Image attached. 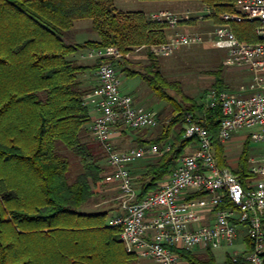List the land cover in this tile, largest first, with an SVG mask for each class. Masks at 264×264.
<instances>
[{"label":"trees","instance_id":"1","mask_svg":"<svg viewBox=\"0 0 264 264\" xmlns=\"http://www.w3.org/2000/svg\"><path fill=\"white\" fill-rule=\"evenodd\" d=\"M197 1L215 17L234 12L237 2ZM80 20H91L90 31L98 35L97 40L74 41V25ZM165 30V24L151 21L144 11H118L114 0H0V264L137 261L135 254L125 249L121 229L106 223L107 212L82 211L85 204L97 197L105 179L97 149L103 150L90 134L91 115L83 104L94 87H85L81 79L95 70L98 63L80 64L76 55L82 50L113 46L124 54H132L138 47L163 43ZM234 30L240 40L257 41L253 23L236 24ZM148 57V63L142 65L143 73L126 67L128 57L122 59V70L131 76L139 75L158 99L172 102L164 91L167 82L159 73L157 59L150 52ZM215 88L225 89L220 77ZM175 111L181 114L147 143L160 146L174 125L185 124L184 114L202 115L204 107L193 103L183 109L176 105ZM220 119L219 110H214L205 125L213 135L216 157L222 167V146L217 139ZM183 133L184 126L170 151L147 165L140 198L171 175L176 159L193 142L183 138ZM88 135L97 146L86 139ZM247 142L235 172L244 184L255 177L248 171ZM62 148L79 158L81 171L73 179L71 160L61 152ZM14 166L18 175L22 168L30 174V191H19V180L15 188L8 185L3 169L13 174ZM66 221L73 225L64 226ZM179 253L193 264H216L210 250L201 263L191 253ZM224 264L244 263L228 257Z\"/></svg>","mask_w":264,"mask_h":264},{"label":"built area","instance_id":"2","mask_svg":"<svg viewBox=\"0 0 264 264\" xmlns=\"http://www.w3.org/2000/svg\"><path fill=\"white\" fill-rule=\"evenodd\" d=\"M148 17L165 24L170 35L163 43L144 45L133 53L147 50L164 57L185 46L211 44L225 52V67L247 70L251 81L238 93L215 87L206 91L202 115H184L183 138L193 139L196 149L176 159L171 175L159 182L155 192L140 198L129 166L140 159L162 156L172 144L117 148L115 140L126 130L157 128L158 115L120 90L116 64L131 53L113 46L88 49L80 55L98 62L97 85L83 104L91 115L90 134L111 168L105 181L116 183L120 193L119 213L109 225L121 229L120 239L128 252L154 264H185L181 251L232 246L240 228H245L250 247L241 260L264 264V152L263 163L253 164L250 159L248 167L250 174L261 179L244 184L239 175L219 166L213 135L205 125L206 118L218 109L217 139L221 144L247 130L244 140L264 148V0H237L234 12L216 17L207 8L184 13L158 11ZM194 22L211 28L190 29ZM244 22L253 23L256 42L237 37L234 25Z\"/></svg>","mask_w":264,"mask_h":264},{"label":"rangeland","instance_id":"3","mask_svg":"<svg viewBox=\"0 0 264 264\" xmlns=\"http://www.w3.org/2000/svg\"><path fill=\"white\" fill-rule=\"evenodd\" d=\"M114 6L118 11H144L145 9H148V12H145L148 15L150 13L158 11H171L174 13H184L187 11L197 12L198 10H202L205 7L202 3L197 0L155 2H142L140 0H114ZM75 24L77 25V30L75 31L77 40L84 43L86 41L95 40L98 38V35L96 33L90 31V28L92 26L91 20H80ZM210 28L211 27H209L207 24L197 22H194L193 24L191 23L190 27V29L198 31H205ZM169 33V31L165 30V40L170 35ZM85 52L86 50H82L77 53V61L83 65H95V60L84 59L80 57V54H83ZM148 53L149 51L142 50L140 52H134L132 54H129V63L126 65V67L130 71L143 73L144 70L142 69V65L148 63ZM154 57L158 61L159 73L161 74L162 78L167 82L164 91L173 99L172 102L158 99L139 75L131 76L127 72L123 71L122 69L124 66V62L122 60L118 61L116 64V68L120 75L119 80L121 92L124 94H139L141 97V105L148 109L151 108L154 111L157 110L160 119V124L155 129H148L145 131V135L147 136L148 140L157 138L161 134L163 129L172 121V119L181 114L180 111H175L176 105L180 106L183 109H186L193 103H195L197 106L203 105L206 91L216 86L218 77L222 79V87L231 91L232 93L240 92L241 89L245 88L251 81V75L247 70L234 67H225L223 65L226 58L225 52L214 48L211 44L185 46L175 50L168 56ZM96 70L97 68L95 70L87 72L81 77V79L84 81L83 83L85 87L90 88L94 85V83H97ZM196 115L197 117L199 116L198 114ZM183 126V122L174 125L168 139L162 144H160V147H163V145H165L166 143L173 144L175 138L179 135ZM248 132L249 131L247 130L242 131L238 135H235L230 142L226 144H220L222 146L221 158L224 160V165L222 167L220 166L221 168H229L234 173L238 170L245 146L248 145L247 140L249 139L244 140V135H246ZM135 135L136 134L132 133L130 138H128V140H125L122 145L132 147L143 146L144 144L142 143H136V141L134 140L136 138ZM240 136H243L244 138H241ZM86 139L91 143L95 144L89 135ZM143 139H146V137H144ZM249 145L250 147L248 146V165H252L250 159H254L253 164L259 162L263 163V145L250 143V141ZM194 149H196L195 141H193L192 143H190V145L184 148L182 156L191 153ZM97 151L98 153H100V165L105 166L106 156L104 155V152L101 151L99 148L97 149ZM61 152L66 154L71 160L72 168H70V178L73 179L81 171V166L79 165V158L73 156V154L69 150H65L62 148ZM4 168L6 167L4 166ZM12 172L13 174H11L10 172L8 173L7 170L3 169V174H6L4 175V178H6L5 176L8 177L6 178L8 179V185H12L15 188L19 180V186H21L19 191H30V174L25 172V169L22 168L21 170H19L18 175L15 166ZM143 178L144 176L142 178H135V182L138 187V183L141 185V181ZM254 179H261V177L255 176L251 179V181ZM157 188L158 185L156 188L150 190L148 194L155 192ZM108 192V194L111 193V195L113 192L117 193L118 196L120 194L116 187L114 191ZM100 196H98L99 201H102V198L104 197L100 198ZM94 199L93 201L91 200L90 202L85 204L82 207V211H105L108 214V216L106 217V223L109 224V220L119 213L118 201L108 200L105 198V201H102L99 206L95 207L93 204V202L95 201ZM63 225L68 227L72 226L73 223L66 221ZM242 249L243 248L241 242L233 246H225L224 248L215 250L214 252L217 257V261L219 263H223L227 254H229L230 256L241 254V257L244 258L246 251L242 253ZM242 262L244 264H247L245 260H243Z\"/></svg>","mask_w":264,"mask_h":264},{"label":"crops","instance_id":"4","mask_svg":"<svg viewBox=\"0 0 264 264\" xmlns=\"http://www.w3.org/2000/svg\"><path fill=\"white\" fill-rule=\"evenodd\" d=\"M148 9H145L144 10V12H148L147 11ZM77 23V22H76ZM76 25V24H75ZM75 25H74V29L75 30H77V25H76V27H75ZM90 28V27H89ZM98 39V38H97ZM97 39H95V40H97ZM74 41L76 42V43H82L81 41H79V40H77V38H76V35H75V39H74ZM87 51V50H86ZM84 54V53H83ZM81 55V54H80ZM83 81V80H82ZM84 82V81H83ZM96 84L97 83H94V85L92 86V87H90V88H95L96 87ZM127 94H130V95H133L134 96V98H135V101L138 103V104H140L141 103V97H140V95L138 94V95H135V94H132V93H127ZM141 105V104H140ZM150 110H152V111H154L153 109H151L150 108ZM154 112H156L157 113V110L156 111H154ZM158 114V113H157ZM166 122H169V121H166ZM146 130H148V129H142V130H132V131H130V130H126L125 132H124V134L121 136V137H119V138H117L116 140H115V143H116V146H117V148H119V149H127V148H130V147H132V146H125V145H122V143L125 141V140H128V138H130V136L132 135V133H134V134H136L135 135V141H136V143H142V144H148L146 141L148 140L147 139V136L145 135V131ZM144 132V133H143ZM134 136V135H133ZM144 137H146V139H143ZM241 138H244L243 136H240ZM131 138H133V137H131ZM121 145V146H120ZM135 147H140V146H135ZM157 159V157H153V158H145V159H140V160H137V161H135V162H133L130 166H129V170H130V172H131V174L135 177V178H142L143 176H145V173H146V167H147V165L148 164H150V163H152V162H154L155 160ZM102 168H104V173H103V176H104V179H105V176L106 175H108L109 173H111V168H110V166L107 164V161H106V163H105V166H102ZM167 178V177H166ZM166 178H164L163 180H165ZM161 182V181H160ZM158 184H159V182H158ZM157 184V185H158ZM138 185H139V187H138V190L140 191L141 190V185L138 183ZM115 187L117 188V185H116V183H114V182H111V181H105V182H103L102 183V185L100 186V188L97 190V192H96V198L94 199L95 201L93 202V204H94V206L95 207H97V206H99L100 205V203L102 202V201H105L106 199H108V200H115V201H118V195H117V193H112V195H111V193L110 194H108L109 192L108 191H114L115 190ZM100 194H101V196H100ZM115 194V195H114ZM98 196H100V198L101 197H104V198H102V201H99V198H98ZM106 198V199H105ZM105 199V200H104ZM93 201V200H92ZM118 206H119V203H118ZM95 212H100V210H96ZM101 212H105V211H101ZM245 233H246V231H245V228H240V230H239V234H238V236H237V239H236V241H235V243H234V245L235 244H237V243H241L242 242V253L244 252V251H246L247 250V248H249L250 247V243H249V241H248V239H247V237H246V235H245ZM233 246V245H232ZM224 248V247H223ZM221 249V248H220ZM215 250H218V249H215ZM215 250H210L211 251V253L213 254V257H214V259H215V263L216 264H224L225 263V261H226V259L229 257V258H231L234 262H237V261H241L242 262V260H241V254L240 255H233V256H230L229 254H227L226 255V257H225V259H224V261H223V263H219L218 261H217V257H216V255H215ZM207 251L208 250H205V249H195V250H193V251H191L190 253L192 254V255H194V256H197L198 257V259L196 260V261H198V263H201V261H203V260H205V257H206V254H207ZM184 261H185V264H193L192 262H189V261H187V260H185L184 259ZM134 264H154L153 263V261L152 260H150V259H139V258H137V261L134 263Z\"/></svg>","mask_w":264,"mask_h":264}]
</instances>
